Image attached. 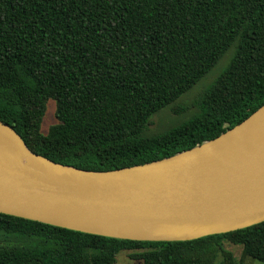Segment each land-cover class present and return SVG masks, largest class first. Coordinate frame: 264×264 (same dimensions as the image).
Returning <instances> with one entry per match:
<instances>
[{"label": "trees", "instance_id": "16d2710c", "mask_svg": "<svg viewBox=\"0 0 264 264\" xmlns=\"http://www.w3.org/2000/svg\"><path fill=\"white\" fill-rule=\"evenodd\" d=\"M234 48L193 105H179ZM50 100L58 124H42ZM264 105V0H0V121L56 163L112 171L218 138ZM185 116L151 132L154 117ZM227 245L242 247L241 259ZM264 263V223L139 242L0 214V264Z\"/></svg>", "mask_w": 264, "mask_h": 264}, {"label": "water", "instance_id": "95a60500", "mask_svg": "<svg viewBox=\"0 0 264 264\" xmlns=\"http://www.w3.org/2000/svg\"><path fill=\"white\" fill-rule=\"evenodd\" d=\"M218 138L112 171L56 163L0 121V214L108 238L188 242L264 223V105Z\"/></svg>", "mask_w": 264, "mask_h": 264}, {"label": "rangeland", "instance_id": "374dc122", "mask_svg": "<svg viewBox=\"0 0 264 264\" xmlns=\"http://www.w3.org/2000/svg\"><path fill=\"white\" fill-rule=\"evenodd\" d=\"M235 54L234 48H232L226 56L219 62V64L204 78L195 88L187 94L183 99L179 101V105L191 106L197 99L200 93L208 86L212 85L215 80L226 70L229 66L233 56ZM186 119L185 116H178L173 113L171 109H167L161 114L154 117V125L151 127V132L157 133L158 131H164L169 126L176 123H181ZM58 124L57 118V103L54 100H50L47 104V112L42 124V134L47 135L50 129ZM227 248L234 252L237 259H241L242 247L227 245ZM116 264H141L139 261L130 259L129 252H122L119 254ZM244 264H264L252 258H248Z\"/></svg>", "mask_w": 264, "mask_h": 264}]
</instances>
